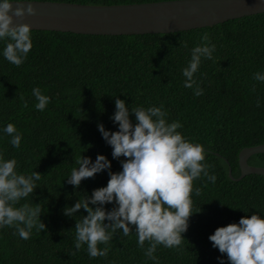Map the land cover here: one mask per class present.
<instances>
[{
  "label": "trees",
  "instance_id": "1",
  "mask_svg": "<svg viewBox=\"0 0 264 264\" xmlns=\"http://www.w3.org/2000/svg\"><path fill=\"white\" fill-rule=\"evenodd\" d=\"M205 34L215 51L213 59L202 58L194 74L204 92L196 96L195 85L184 87L182 70L188 66L191 49L202 43ZM31 39L33 47L19 67L4 58L7 41L0 40V154L14 158L19 173L42 175L33 194L20 203L40 204L46 229L33 228L30 239L24 240L15 228H0V264H230L209 236L244 216L264 218V175L238 178L237 164L242 147L264 143V82L253 79V74L264 73V11L167 33ZM34 88L50 97L44 111L35 108ZM117 98L129 107L133 124L131 107L162 105L169 123L179 121L183 127L178 131L204 146L205 163L212 166L209 175L216 176L215 183L203 175L194 182L200 194L195 190L192 194L194 214L182 234L185 240L179 248L158 246L156 260L144 255L147 241L143 249L137 246L134 226L129 236L117 230L108 245H99L109 247L106 257L90 258L86 244L75 248L76 220L87 213L81 209L71 217L64 214L66 206L106 186L109 171H122L124 158H113L112 147L98 129L103 124L107 131L118 130L111 119ZM9 123L22 136L18 149L3 131ZM98 154L107 157L111 169L83 180L78 188L69 184L72 168L78 167L76 159L82 155L95 162ZM247 162L264 166V153L250 155ZM114 206L104 205L108 211Z\"/></svg>",
  "mask_w": 264,
  "mask_h": 264
},
{
  "label": "clouds",
  "instance_id": "2",
  "mask_svg": "<svg viewBox=\"0 0 264 264\" xmlns=\"http://www.w3.org/2000/svg\"><path fill=\"white\" fill-rule=\"evenodd\" d=\"M33 3L34 0H0V40L7 41L3 56L17 67L24 63L33 47L32 27L14 21L15 18L22 21L27 15H35ZM201 40V44L191 49V59L182 70L186 78L184 87L193 88L195 85L196 96H202L204 92L197 85L194 74L198 72L202 58L213 59L215 51L207 34ZM253 79L264 82V73L253 74ZM33 96L37 101L35 108L44 111L50 97L42 94L39 88L33 89ZM257 106H260L259 101ZM115 109L111 119L118 124V130L107 131L103 124H99L98 129L112 147L113 158H124L122 171H109L106 186L94 189L91 197L86 195L74 206H66L64 214L71 217L81 209L87 213L76 220L75 248L80 250L86 244L90 258L106 257L109 247L101 249L99 245H108L117 230L129 236L134 226L137 246L143 249L147 241L149 247L144 255L156 260L158 246L179 248L185 240L182 234L187 231L189 219L194 214L192 194L194 190L196 195L200 194L198 188L194 189V182L203 175L215 183L216 176L209 175L212 166L205 163L204 146L186 139L178 131L183 127L179 121L169 123L168 113L162 105L131 107L135 124L130 120L129 107L124 100L115 99ZM3 131L12 137L10 144L18 149L22 136L17 133L15 125L9 123ZM76 164L78 167L72 168L68 183L77 188L83 180L111 169V162L99 154L95 162L81 155ZM41 176L36 171L30 175L19 173L17 161L5 159L0 154V228L13 227L24 240L30 239L33 228L39 232L46 229L40 219V204L20 203L33 194ZM109 203L115 205L110 211L104 207ZM90 204L96 207H90ZM209 240L221 254H226L230 264H264V218L258 214L216 228Z\"/></svg>",
  "mask_w": 264,
  "mask_h": 264
},
{
  "label": "water",
  "instance_id": "3",
  "mask_svg": "<svg viewBox=\"0 0 264 264\" xmlns=\"http://www.w3.org/2000/svg\"><path fill=\"white\" fill-rule=\"evenodd\" d=\"M16 6L14 3L13 7ZM33 7L35 15H27L22 21L15 18L14 22L30 24L31 38H40L187 30L263 12L264 0H155L112 4L34 0ZM254 153H264V143L238 151V178L251 173L264 175V166L247 162Z\"/></svg>",
  "mask_w": 264,
  "mask_h": 264
}]
</instances>
